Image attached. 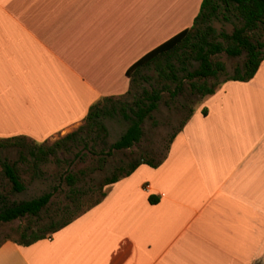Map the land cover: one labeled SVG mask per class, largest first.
<instances>
[{
    "label": "crops",
    "instance_id": "1",
    "mask_svg": "<svg viewBox=\"0 0 264 264\" xmlns=\"http://www.w3.org/2000/svg\"><path fill=\"white\" fill-rule=\"evenodd\" d=\"M201 2L0 0V147L41 145L123 95L126 70ZM203 100L157 167L46 239L2 243L0 264H264V59Z\"/></svg>",
    "mask_w": 264,
    "mask_h": 264
},
{
    "label": "trees",
    "instance_id": "2",
    "mask_svg": "<svg viewBox=\"0 0 264 264\" xmlns=\"http://www.w3.org/2000/svg\"><path fill=\"white\" fill-rule=\"evenodd\" d=\"M219 18L232 24L239 22L240 25H234L231 33L217 32L212 23ZM222 54L228 58L243 56V61L234 66L231 74H226L225 63L218 58ZM263 59L264 0H202L199 11L189 28L147 52L126 70L125 75L129 85L123 95L104 97L92 104L84 119V125L65 136L53 148L44 149L41 145H35V148H30L19 158L24 162L28 157L31 160V173L37 176L38 164L45 163L49 156L54 155L55 147H65L68 141L76 143L80 132H96L97 135H105L106 128L102 120L115 114H121L128 122V126L109 146V151L129 149L142 139V123L153 117L152 113L162 101L163 94L167 95L163 100L167 107H170L177 97L183 98L184 96L187 99L193 98V104H197L198 99L201 101L214 94L227 81L247 82L251 80ZM146 71H153L156 76L153 79L147 77L144 74ZM222 77L225 78L220 80ZM152 80L155 85L150 83ZM143 82L149 87H143L138 92ZM192 105L189 106L187 115L177 131L171 135L167 150L175 135L194 113ZM185 106V104L182 105V107ZM201 112L203 115L206 113L205 109ZM54 161L56 164L61 163L58 158ZM97 163L96 167L86 169L87 172L85 170L67 171L58 176L59 182L61 181L67 187L64 202L59 204L56 211L44 222H41L44 220L42 214L50 207L53 192H44L37 197L23 201L9 200L6 193H0V226L20 219L32 222L31 225L18 229V238L12 242L20 246H29L46 239L84 211L98 204L111 185L129 176L138 166L146 164L150 167H157L161 160L155 162L136 160L130 162L125 168H118L99 184V197L81 209L85 192L78 185L86 181L90 172L103 169L104 160L100 159ZM0 176L9 186L10 195L25 189L17 163L2 161ZM56 189L57 186L52 187L53 191ZM148 200L155 203L151 196Z\"/></svg>",
    "mask_w": 264,
    "mask_h": 264
},
{
    "label": "rangeland",
    "instance_id": "3",
    "mask_svg": "<svg viewBox=\"0 0 264 264\" xmlns=\"http://www.w3.org/2000/svg\"><path fill=\"white\" fill-rule=\"evenodd\" d=\"M212 24L217 32L224 31L226 33H231L234 25H240L239 22L232 24L224 21L222 18H219V20ZM218 58L225 63L226 74H231L234 66L243 61V56L239 58H228L222 54ZM144 74L147 77H152V79L156 76V73L153 71H146ZM224 78L225 77H222L220 80ZM150 83L155 85L153 80ZM143 87L148 88L149 85L143 82L139 86L138 92H140ZM166 96V94L162 95V101L152 113L153 117L151 119H146L142 123V139L129 149L109 151V146L120 137L128 126V122L123 119L121 114L103 118L102 124L106 128L105 135H97L96 132H80L76 143L68 141L65 143V147H55L54 155L49 156L45 163L38 164L39 173L37 176H33L31 173V160L27 157L23 162L22 159L19 158L21 154L27 153L30 148H35L34 144L25 142L20 146L5 145L0 147V170L2 161L17 163V168L20 171L21 179L25 186L22 192L10 195L8 192L9 186L0 176V193H6L9 200L23 201L37 197L44 192H53V197L51 199L52 203L48 210L42 214L44 220L41 222H44L46 218L56 211L58 205L64 202L67 187L61 181L59 182L58 176L67 171L77 172L79 170H85L87 172L86 169L98 165V160H104L102 170L90 172L86 181L83 182L84 184L81 183L78 185V187L85 192L80 206L81 209H84L99 197V184L103 182L105 178L111 176L113 172L117 171L118 168H125L130 162L136 160H149L155 162L163 158L167 151V145L171 135L177 131L187 115L189 106L194 103L193 98L187 99L186 96L183 98L177 97L173 100L171 106L167 107L163 103ZM203 102V99L201 101L198 99L196 102L197 104L192 105L194 106V110L198 109ZM183 104L186 106L182 107ZM83 125L84 122L68 133L53 137L48 142L41 144V146L44 149L53 148L55 144L61 142L65 136L77 131L78 128ZM55 158H58L61 163L56 164L54 161ZM54 186H57L55 191L52 190ZM75 211L76 210H74V212ZM31 223L32 222L26 219H20L0 226V243L17 240V230L31 225Z\"/></svg>",
    "mask_w": 264,
    "mask_h": 264
}]
</instances>
